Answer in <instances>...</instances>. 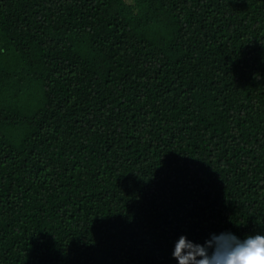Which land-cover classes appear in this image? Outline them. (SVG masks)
<instances>
[{
	"label": "trees",
	"instance_id": "1",
	"mask_svg": "<svg viewBox=\"0 0 264 264\" xmlns=\"http://www.w3.org/2000/svg\"><path fill=\"white\" fill-rule=\"evenodd\" d=\"M264 235V0H0V264H178Z\"/></svg>",
	"mask_w": 264,
	"mask_h": 264
},
{
	"label": "clouds",
	"instance_id": "2",
	"mask_svg": "<svg viewBox=\"0 0 264 264\" xmlns=\"http://www.w3.org/2000/svg\"><path fill=\"white\" fill-rule=\"evenodd\" d=\"M173 257L178 264H264V235L241 240L231 232L212 234L203 244L180 236Z\"/></svg>",
	"mask_w": 264,
	"mask_h": 264
}]
</instances>
